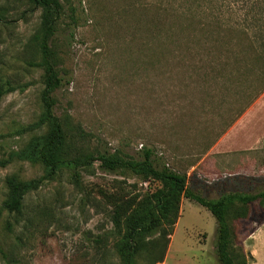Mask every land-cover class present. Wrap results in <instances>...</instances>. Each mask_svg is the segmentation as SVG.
Wrapping results in <instances>:
<instances>
[{
    "label": "rangeland",
    "instance_id": "1",
    "mask_svg": "<svg viewBox=\"0 0 264 264\" xmlns=\"http://www.w3.org/2000/svg\"><path fill=\"white\" fill-rule=\"evenodd\" d=\"M59 2L49 42L61 77L53 111L73 128L76 147L134 158L149 147L160 166L186 174L188 188L209 200L264 190V0ZM41 13L31 0H0V85L6 89L0 99V264H121L115 203L140 198L160 187L158 181L126 169L107 171L94 160L41 179L21 214L2 207L6 176L28 180L45 173L24 153L41 132L43 70L35 42ZM248 111L249 135L259 134L254 148L210 152ZM235 175L253 180L245 185ZM220 181L226 183L215 188ZM239 205L231 207L228 222L242 247L264 208L253 201L243 217ZM216 228L208 209L182 196L167 261L168 246L155 263L159 239L137 264H220Z\"/></svg>",
    "mask_w": 264,
    "mask_h": 264
},
{
    "label": "trees",
    "instance_id": "2",
    "mask_svg": "<svg viewBox=\"0 0 264 264\" xmlns=\"http://www.w3.org/2000/svg\"><path fill=\"white\" fill-rule=\"evenodd\" d=\"M31 1L42 8L40 25L35 35V42L40 52V61L37 64L43 70V87L40 92L42 111L36 123V126L41 128V132L31 137L24 148V153L27 158L40 163L45 173L42 178L28 180L21 179L15 174L6 176L7 190L3 209L9 214H21L26 195L38 187L41 179L51 178L64 166L77 170L98 160L100 166L107 171L126 169L140 176L144 181H158L161 184L160 187L143 194L138 199L135 197L130 201L115 203L112 220L119 237L115 242V250L121 264H137V256L143 251L150 254L151 249L148 247H154L159 239L162 244V253L155 263L163 260L169 236L178 219L182 196L195 200L214 216L217 223L215 254L219 263L248 264L251 260L250 252L236 245L228 215L236 201L240 203L239 214L243 217L248 216V205L253 201H258L259 206L264 208V190L253 196L227 194L209 200L188 188L186 174L160 166L149 147L143 148L140 158L130 157L119 150L110 152L97 149L93 152H85L76 147L73 128L53 111L56 103L53 92L61 85V77L57 69L56 53L49 42L56 31L61 5L59 0ZM5 92L6 89L0 85V99ZM75 176H78L77 171ZM233 178L245 185H250L253 180L252 177L245 175H235ZM225 183L220 181L213 185L219 188ZM205 187L208 190L212 188L211 185ZM262 220L264 217L256 219L259 223ZM155 233L159 238L154 237L155 239L148 241L147 238Z\"/></svg>",
    "mask_w": 264,
    "mask_h": 264
},
{
    "label": "crops",
    "instance_id": "3",
    "mask_svg": "<svg viewBox=\"0 0 264 264\" xmlns=\"http://www.w3.org/2000/svg\"><path fill=\"white\" fill-rule=\"evenodd\" d=\"M253 111V109L251 110ZM251 111L244 113L241 118L234 124L211 148L213 154H227L234 151H250L253 147L250 144L256 139L259 140V134L256 136L249 135V126L246 125V118ZM242 122V123H241ZM241 123V124H240ZM240 143V147L237 145ZM248 143V145H247ZM256 148V146H255ZM172 241L169 243L164 263L167 261ZM242 245L246 251L250 252L251 260L248 264H264V220L258 223L249 237L243 240ZM242 246V247H243Z\"/></svg>",
    "mask_w": 264,
    "mask_h": 264
}]
</instances>
